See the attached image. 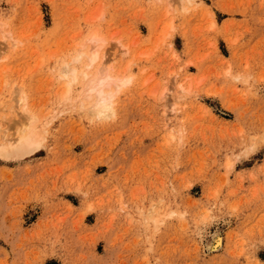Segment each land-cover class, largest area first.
I'll return each instance as SVG.
<instances>
[{
  "label": "rangeland",
  "instance_id": "1",
  "mask_svg": "<svg viewBox=\"0 0 264 264\" xmlns=\"http://www.w3.org/2000/svg\"><path fill=\"white\" fill-rule=\"evenodd\" d=\"M0 23V264H264V0H0ZM66 62L133 77L112 116L85 78L65 97ZM24 107L38 146L7 155Z\"/></svg>",
  "mask_w": 264,
  "mask_h": 264
},
{
  "label": "bare ground",
  "instance_id": "2",
  "mask_svg": "<svg viewBox=\"0 0 264 264\" xmlns=\"http://www.w3.org/2000/svg\"><path fill=\"white\" fill-rule=\"evenodd\" d=\"M1 26L2 25H0V27ZM90 40L91 41L101 40V38L97 37L96 34L93 33L90 37ZM86 42H88V41H86ZM93 42H95V41H93ZM88 43H90V42H88ZM98 43H100V42H98ZM95 44L96 43H94V46H95ZM121 46L123 47V49H125V50L127 49L126 45L121 44ZM95 48H96V46H95ZM98 48H96V50ZM118 50L120 52L121 51L124 52V50H121V49H118ZM93 51L94 52L89 51L90 53H88V54L86 53V51L85 52H79L76 56L71 58V62L72 61L79 62L83 56H87V62L85 63V67L87 69V68L91 67L92 64L97 60V54H96L97 51H95V50H93ZM126 53H128V52H126ZM101 68L100 69L98 68V70L94 73V75L89 78V72L88 71H86V70L78 71L75 66L71 65L70 62H66V64L64 66H62L61 75L65 78H67V82L65 83V86H64L65 87V97L71 91V85L73 83L77 82L80 78L87 79L88 82L86 83V85L84 86V88L82 90L83 91L82 98H84V99H82L81 101H83V102L86 101V103H87V106L84 108L86 110H88V114L90 112V115H92V116H95L98 118H108L115 113L114 102H113L114 96L116 95V93H118L122 89V87H124V85H127L128 83H130L132 81L133 77H131L130 75H124V76L113 75L111 72L108 71V69H106V71H105L104 68H102V69ZM177 87L179 88V90L181 89L180 91H183L185 89L184 82L182 81V82L178 83ZM19 92H21V90H19L18 93ZM21 94L22 93H20L21 97H20V99H18L17 103L19 105L21 104L23 106H26L24 103V101H26V96L23 94L21 95ZM83 102L81 105L82 107L84 106ZM23 110L26 113V114L25 113L24 114L26 116L25 119L28 120V124H26V125H28V127L22 128V130L16 134L14 133V135H16V136L13 139L11 138L7 142V144H5V145L3 144L2 149L7 155H22V154L30 153L33 150H35L36 147L38 146L39 139L36 135V132L34 131L35 133H32L33 131L31 132L30 128H29V126L32 124L33 115H30L29 113H27L28 110H26V107H24ZM25 116H23V117H25ZM36 120H37V118H36ZM20 124H22V123H20ZM229 165H231V162ZM221 242H222V240H221L219 232H215V234L208 241L207 247H208V249H211V250L216 249V248L221 246Z\"/></svg>",
  "mask_w": 264,
  "mask_h": 264
},
{
  "label": "crops",
  "instance_id": "3",
  "mask_svg": "<svg viewBox=\"0 0 264 264\" xmlns=\"http://www.w3.org/2000/svg\"><path fill=\"white\" fill-rule=\"evenodd\" d=\"M32 222H33V221H32ZM32 222H31V223H32ZM0 245H1V243H0Z\"/></svg>",
  "mask_w": 264,
  "mask_h": 264
}]
</instances>
